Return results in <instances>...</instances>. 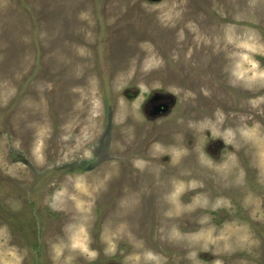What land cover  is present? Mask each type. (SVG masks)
<instances>
[{
    "label": "rangeland",
    "instance_id": "374dc122",
    "mask_svg": "<svg viewBox=\"0 0 264 264\" xmlns=\"http://www.w3.org/2000/svg\"><path fill=\"white\" fill-rule=\"evenodd\" d=\"M0 264H264V0H0Z\"/></svg>",
    "mask_w": 264,
    "mask_h": 264
},
{
    "label": "flooded vegetation",
    "instance_id": "af4514ba",
    "mask_svg": "<svg viewBox=\"0 0 264 264\" xmlns=\"http://www.w3.org/2000/svg\"><path fill=\"white\" fill-rule=\"evenodd\" d=\"M150 104L151 106H149ZM167 105L169 107L165 109L164 106H167ZM172 105L173 103L171 102V100H169V98H167L166 95L158 93L156 95H152L150 100L145 104L144 109L147 108V112H149V107H150L151 111L149 113L152 115L151 118H157L155 120H158L170 114L172 110L171 109Z\"/></svg>",
    "mask_w": 264,
    "mask_h": 264
},
{
    "label": "water",
    "instance_id": "95a60500",
    "mask_svg": "<svg viewBox=\"0 0 264 264\" xmlns=\"http://www.w3.org/2000/svg\"><path fill=\"white\" fill-rule=\"evenodd\" d=\"M168 107H169V106H166V107H164V108L166 109V108H168Z\"/></svg>",
    "mask_w": 264,
    "mask_h": 264
}]
</instances>
